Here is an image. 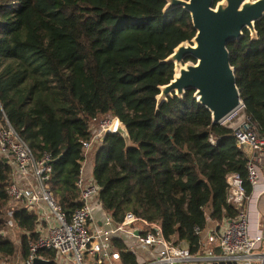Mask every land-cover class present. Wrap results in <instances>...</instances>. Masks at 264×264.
Listing matches in <instances>:
<instances>
[{
  "label": "trees",
  "instance_id": "trees-1",
  "mask_svg": "<svg viewBox=\"0 0 264 264\" xmlns=\"http://www.w3.org/2000/svg\"><path fill=\"white\" fill-rule=\"evenodd\" d=\"M221 0H216L219 2ZM167 0H0V115L32 149L48 156V185L69 218L82 207L77 181L83 144L95 120L113 116L133 146L106 134L94 148V180L116 222L128 212L162 225L169 240L200 248L196 229L236 218L246 207L227 202V176L240 174L246 195L248 155L233 132L213 124L193 91L159 107L160 88L174 78L166 59L196 36L182 7ZM228 45L246 114L264 137V19ZM188 60L194 61L193 58ZM12 170L0 156V260L18 247L6 233ZM22 264L40 238L37 218L18 210ZM123 263L136 257L116 243ZM54 251L39 256L51 261Z\"/></svg>",
  "mask_w": 264,
  "mask_h": 264
},
{
  "label": "built area",
  "instance_id": "built-area-1",
  "mask_svg": "<svg viewBox=\"0 0 264 264\" xmlns=\"http://www.w3.org/2000/svg\"><path fill=\"white\" fill-rule=\"evenodd\" d=\"M95 122L91 139L83 144L84 160L77 181L82 207L69 218L48 185L50 158L38 160L0 115V156L10 166L13 178L8 188L7 231L13 235L19 229L14 215L25 209L36 216L40 233L24 264H34L43 250L54 251L53 264H126L116 243L125 245V251L136 257V264H264V220L259 219L255 231L252 230L248 215L251 197L246 195L243 179L237 173L227 176V202L237 208L246 203V207L236 218L221 225L204 231L197 228L201 241L195 253L183 242L166 238L161 224L151 223L133 212L116 222L101 203L92 152L103 136L116 134L119 120L109 116ZM221 125L233 132L238 146L247 153L248 180L254 190L264 178V137L247 116L243 101Z\"/></svg>",
  "mask_w": 264,
  "mask_h": 264
},
{
  "label": "water",
  "instance_id": "water-1",
  "mask_svg": "<svg viewBox=\"0 0 264 264\" xmlns=\"http://www.w3.org/2000/svg\"><path fill=\"white\" fill-rule=\"evenodd\" d=\"M167 14L174 7L188 12L196 36L179 45L166 63H173V80L160 88L158 109L168 98H184L194 92L197 103L212 115L213 124L221 125L242 105L236 69L231 65L228 45L244 36V30L257 38L256 23L264 19V0H167ZM193 58L194 61L188 60ZM116 134L133 146L125 125L118 122ZM34 264H50L36 258Z\"/></svg>",
  "mask_w": 264,
  "mask_h": 264
},
{
  "label": "crops",
  "instance_id": "crops-1",
  "mask_svg": "<svg viewBox=\"0 0 264 264\" xmlns=\"http://www.w3.org/2000/svg\"><path fill=\"white\" fill-rule=\"evenodd\" d=\"M248 215L252 230L255 231L258 220H264V178H261L258 186L252 192L248 202Z\"/></svg>",
  "mask_w": 264,
  "mask_h": 264
},
{
  "label": "rangeland",
  "instance_id": "rangeland-1",
  "mask_svg": "<svg viewBox=\"0 0 264 264\" xmlns=\"http://www.w3.org/2000/svg\"><path fill=\"white\" fill-rule=\"evenodd\" d=\"M107 117H103V118H108ZM97 125H93L92 129L95 130ZM93 132V131H92ZM99 145V144H98ZM6 233L10 236V238L13 240V242L16 244V246L18 247V252L17 255L13 258L10 259L9 263L10 264H22V258H21V242H20V237H21V231L20 229H17L15 231V233L12 235V233H10L9 231L5 230ZM5 260H0V264H2Z\"/></svg>",
  "mask_w": 264,
  "mask_h": 264
}]
</instances>
